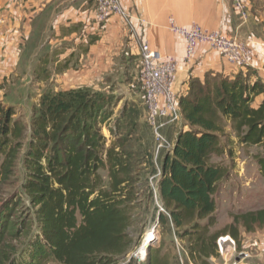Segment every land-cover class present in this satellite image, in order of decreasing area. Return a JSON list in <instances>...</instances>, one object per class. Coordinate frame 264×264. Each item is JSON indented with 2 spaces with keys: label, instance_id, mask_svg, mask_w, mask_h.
Masks as SVG:
<instances>
[{
  "label": "trees",
  "instance_id": "1",
  "mask_svg": "<svg viewBox=\"0 0 264 264\" xmlns=\"http://www.w3.org/2000/svg\"><path fill=\"white\" fill-rule=\"evenodd\" d=\"M116 100L104 89L44 92L28 126L0 102V192L19 181L0 197V264H137L131 253L155 222L185 249L150 247L141 264H211L219 237L239 250L241 230L264 228L259 209L230 213L214 230V195L229 174L214 158L232 156L235 144L258 149L264 178L263 82L241 72L189 77L176 95L183 130L156 162L145 108L125 103L115 115Z\"/></svg>",
  "mask_w": 264,
  "mask_h": 264
},
{
  "label": "crops",
  "instance_id": "2",
  "mask_svg": "<svg viewBox=\"0 0 264 264\" xmlns=\"http://www.w3.org/2000/svg\"><path fill=\"white\" fill-rule=\"evenodd\" d=\"M119 1L130 19L111 17L99 24L94 0H0L4 18L0 26V101L18 81L34 80L36 75L39 84L50 80L52 92L95 88L110 76H126L132 59L139 64L142 44L157 50L163 59L178 62L176 95L185 93L189 77L202 78L207 72L229 77L241 72L248 82L258 79L264 83V0H244L246 20L229 0ZM171 22L182 28L197 25L249 42L248 64L230 65L217 52L200 45L193 66L185 68L184 42L170 32ZM120 84L117 90H123ZM242 235L240 250L251 254L246 264H264V228ZM222 258L230 261L229 250ZM222 258L211 262L219 264Z\"/></svg>",
  "mask_w": 264,
  "mask_h": 264
},
{
  "label": "built area",
  "instance_id": "3",
  "mask_svg": "<svg viewBox=\"0 0 264 264\" xmlns=\"http://www.w3.org/2000/svg\"><path fill=\"white\" fill-rule=\"evenodd\" d=\"M232 8L243 20L247 19L248 8L244 0H229ZM96 6V20L99 24L105 23L111 17L129 20L130 15L125 12L119 0H94ZM142 24L143 20L138 19ZM4 18L0 14V26ZM172 34L180 37L184 42L183 64L191 68L195 62L196 50L200 45H206L211 51L217 52L228 64L244 66L250 59L249 42L239 40L235 36H227L217 31H209L195 25L182 28L173 22L169 25ZM178 62L173 59H163L161 54L148 45L142 44L139 53V69L137 79L140 83L145 108L146 121L152 132L153 160L169 152L172 144L168 143L164 130L167 127L181 122L179 109L174 92ZM160 169L149 179L150 187L155 194ZM159 210L162 209L158 206ZM217 253L220 258L226 250L231 253L230 261L223 259L219 264H246L251 258L249 252L238 251L234 239L221 236L216 241ZM214 259V258H213ZM211 259L210 261L215 262ZM212 264V262H211Z\"/></svg>",
  "mask_w": 264,
  "mask_h": 264
},
{
  "label": "rangeland",
  "instance_id": "4",
  "mask_svg": "<svg viewBox=\"0 0 264 264\" xmlns=\"http://www.w3.org/2000/svg\"><path fill=\"white\" fill-rule=\"evenodd\" d=\"M129 68L130 71L126 73V76L121 75L119 78L117 75L110 76L96 83L95 88H108L105 91H110L111 96L117 99L116 105L112 109L115 115L125 103H134L140 107H144V102L142 101L143 94L137 79L139 64L132 59V61L129 62ZM36 77L37 78L34 80L23 79L18 81L15 87H11L8 92L3 95V100L0 101L5 105L12 106L16 112L17 118L26 126H28L29 123L31 109L33 105L37 103L39 97L44 92H52L49 79L43 80L44 83L39 84L38 75H36ZM120 82L123 84V87H121L123 90L116 89V86L121 85ZM128 83L132 86H130L133 89L132 92L129 91L130 87H127ZM1 97L0 95V98ZM109 123L111 124V121L107 124L109 125ZM180 130H183L182 122L167 127L164 130V135L168 143L171 142L174 134ZM102 133L106 138L109 137L106 127L103 128ZM257 151L259 150L245 149L235 144L233 146L232 156L228 157L227 155H223L219 158H214V161H221L229 168L228 176L218 184L214 195L216 203V212L214 216L217 220V225L214 230H221L231 222L229 217L230 213L264 209V178L258 174L257 166L252 158ZM17 172L16 177L19 179V167H17ZM101 174L103 178H106L105 172ZM18 184L19 181L13 185L5 186L0 192V197L5 198L11 195ZM261 230L262 229H258L260 232ZM243 233L245 232L241 230V239L243 238ZM147 238L152 240L147 244V247L143 248ZM252 239V237H248V240ZM172 241L173 243H171ZM150 247L163 248L164 251L173 252L176 255L179 252L182 253L183 249H185L184 242H181L178 238L174 239L171 231L163 230L156 222L148 224L138 246L135 247L131 253V256L136 260L137 264L144 262L147 250ZM238 251L241 250L239 249ZM244 251L246 250L244 249ZM141 252H143L142 256L140 255Z\"/></svg>",
  "mask_w": 264,
  "mask_h": 264
},
{
  "label": "bare ground",
  "instance_id": "5",
  "mask_svg": "<svg viewBox=\"0 0 264 264\" xmlns=\"http://www.w3.org/2000/svg\"><path fill=\"white\" fill-rule=\"evenodd\" d=\"M151 240H152V239H150V238L148 239V238H147L146 242H145L144 245H143V248H145V245L148 244V243H150ZM142 251H143V249H142ZM142 254H143V252H141L140 255L142 256ZM139 257H140V256H139Z\"/></svg>",
  "mask_w": 264,
  "mask_h": 264
},
{
  "label": "water",
  "instance_id": "6",
  "mask_svg": "<svg viewBox=\"0 0 264 264\" xmlns=\"http://www.w3.org/2000/svg\"><path fill=\"white\" fill-rule=\"evenodd\" d=\"M145 247H147V244H146V246Z\"/></svg>",
  "mask_w": 264,
  "mask_h": 264
}]
</instances>
